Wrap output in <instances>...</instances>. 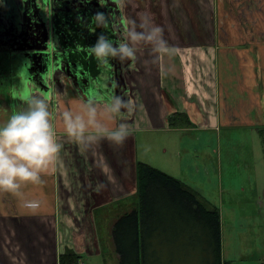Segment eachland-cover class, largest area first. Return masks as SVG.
Here are the masks:
<instances>
[{
	"label": "crops",
	"instance_id": "obj_1",
	"mask_svg": "<svg viewBox=\"0 0 264 264\" xmlns=\"http://www.w3.org/2000/svg\"><path fill=\"white\" fill-rule=\"evenodd\" d=\"M119 4L120 16L103 27L115 32L116 39H109L121 40L125 28H159L165 50H154L153 43L136 44L135 59H118L117 75L98 72L100 66L105 68L88 52L97 40L71 37V47L86 51L69 54L73 72L52 74L56 84L46 92L48 88L36 85L39 81H30L28 74L14 72L10 65L27 50L46 45L44 39L39 34L22 41L0 39V125L14 110L26 107L13 98L25 81L30 93L48 98L63 145L50 171L42 173L43 183H24L17 194L0 191V264H62L68 250L81 255L80 261L82 255L105 253L95 218H110V229L111 219L139 205V162H149L194 189L190 175L202 172L210 182L221 177V159L206 156V142L220 144L223 128L257 130L264 124V0ZM58 39L50 41L52 48L68 46ZM85 59L92 70L87 80L76 76V63L82 65ZM89 95L99 102L117 95L133 101L123 120L107 121L109 126L126 123L132 129L122 145L101 139L85 146L66 134L63 112L77 110ZM176 112L185 113L189 122L181 117L171 125L169 117ZM30 200L40 201V206L26 208Z\"/></svg>",
	"mask_w": 264,
	"mask_h": 264
},
{
	"label": "clouds",
	"instance_id": "obj_2",
	"mask_svg": "<svg viewBox=\"0 0 264 264\" xmlns=\"http://www.w3.org/2000/svg\"><path fill=\"white\" fill-rule=\"evenodd\" d=\"M93 20L98 26L107 22L105 13L97 12ZM141 28L144 25L141 24ZM160 29L137 32L125 28L121 40L114 43L101 33L94 45L88 46L90 55L103 66L109 64V58L121 62L136 57L135 45L140 42L153 43L156 51H163L164 41L159 38ZM19 95L13 94L26 105L19 111L14 110L5 123L0 125V191L17 194L22 184H41L42 173L48 172L57 160L63 145L58 142L57 132L52 122L48 98L42 94L29 92L27 83ZM131 99L113 96L110 101L99 102L89 95L77 110L63 112V125L66 134L85 146L107 139L120 146L132 135V129L126 123L109 126L107 121L113 118H125V110L131 111ZM24 206L37 209L40 201H25Z\"/></svg>",
	"mask_w": 264,
	"mask_h": 264
},
{
	"label": "trees",
	"instance_id": "obj_3",
	"mask_svg": "<svg viewBox=\"0 0 264 264\" xmlns=\"http://www.w3.org/2000/svg\"><path fill=\"white\" fill-rule=\"evenodd\" d=\"M181 117L189 122L185 113L176 112L169 123L176 125ZM257 131L264 152V124ZM137 178L139 205L120 215L112 227L119 264H226L218 207L149 163H138ZM61 258L62 264L81 262L73 250Z\"/></svg>",
	"mask_w": 264,
	"mask_h": 264
},
{
	"label": "rangeland",
	"instance_id": "obj_4",
	"mask_svg": "<svg viewBox=\"0 0 264 264\" xmlns=\"http://www.w3.org/2000/svg\"><path fill=\"white\" fill-rule=\"evenodd\" d=\"M3 64H0V70ZM206 156L221 159V177L190 175L194 189L221 213L222 258L226 264L264 263V152L256 128H223L220 144H204ZM149 163V162H147ZM151 164V163H149ZM152 165V164H151ZM154 166V165H153ZM156 167V166H155ZM158 168V167H157ZM195 170L192 169L191 174ZM218 178V179H217ZM95 218L105 253L82 255L84 264H119L112 227L118 218ZM80 263V264H81Z\"/></svg>",
	"mask_w": 264,
	"mask_h": 264
},
{
	"label": "flooded vegetation",
	"instance_id": "obj_5",
	"mask_svg": "<svg viewBox=\"0 0 264 264\" xmlns=\"http://www.w3.org/2000/svg\"><path fill=\"white\" fill-rule=\"evenodd\" d=\"M119 2L120 0H0V11L4 10V8H9V12L14 16L11 21H14L15 25H18L23 30L22 34L17 33L14 28H9L6 31L1 30L0 39L5 40L4 37H6L7 39L22 41L32 38L37 30L39 36L44 39L47 26L51 32L54 29L53 38L58 37L59 42L68 44L67 50L75 49L69 45L72 37L70 33L84 39L86 37L83 35L87 33L89 28H96L97 31L102 32L103 27L105 28L112 24L116 21V16H120L121 5ZM97 12L105 13L107 22L102 27L98 26L93 20V16ZM2 25L6 28L0 18V26ZM34 28L36 29L33 30ZM101 29L102 31H100ZM90 36L89 34V39ZM50 39L52 40V38ZM113 42H116V40H113ZM23 57L22 55L20 58L22 59ZM34 58L32 65L28 66V70L31 74L33 73V77H36V81H40L46 69L47 57L43 55L42 57L35 56ZM26 64L22 65L19 62L15 67L12 64L13 71L25 70ZM115 64L117 63L115 62ZM63 66L62 72L67 74L73 72L70 64L65 63Z\"/></svg>",
	"mask_w": 264,
	"mask_h": 264
},
{
	"label": "water",
	"instance_id": "obj_6",
	"mask_svg": "<svg viewBox=\"0 0 264 264\" xmlns=\"http://www.w3.org/2000/svg\"><path fill=\"white\" fill-rule=\"evenodd\" d=\"M0 18L3 20V22H4L5 26H6V29L14 28L17 31V33H21L23 31V30H21V28H19L18 25H15L14 21H11L12 19H14V16L11 15V13L9 12V8H4V10L0 11ZM123 20H124V18H123ZM53 30H52V32L49 31L47 26H46L45 38H44V42H45L46 45H44L42 47L35 48L34 49L35 52L31 51V50H27L28 51L27 54L23 55L24 57L20 61H19V59H17L16 63H12L15 66H17L19 62L22 65L27 63L25 65V70L23 69V70H19V71H20V73L25 71L24 73L28 74V75H25V76L27 78H29L30 81H36V77H33V73L31 74L30 71L28 70V66L32 65V63H33L32 60H33V58L35 56L39 57L40 55H45L47 57L46 69H45V72L43 73L42 78L40 79V81L38 80L39 82H36V85L39 88H41V89H47L48 88L49 90H46V92H48V91L50 92L51 90H53V86L56 84L55 81H54L53 76H51V75L56 73V75L58 76L57 72L59 70H63V67H64L63 66V62L64 61H65V63H68V64L71 63L70 59H69V54L72 51H74V50H81L83 52L86 51V50H83L80 47H78V48L76 47L75 49L71 48V49H68V50L66 49L67 47H65V48L59 47L60 49L52 48L50 41L53 40ZM4 31H6V30H4ZM100 31H102V30H100ZM103 31L99 32L97 30H94V28H89L87 30V33L85 35H83V36L86 37V38H89V34H90L91 35L90 38H92L94 40H97L98 36L101 33H104L108 38H109V35H111V36H114V37H111L112 39H116L115 32H113V31H110V32L109 31H104L103 32ZM36 34H38V30L36 31ZM70 35L74 38L73 40H77L78 37H76L73 33H70ZM50 38H52V40ZM74 53H76V52H74ZM55 56H57V57H55ZM28 57H29V59L23 60L24 58H28ZM115 62L117 64H115ZM83 63L84 64H82V65L76 63L77 64L76 76H77V78L82 77V78H85L87 80L92 75V70L90 69L91 65H89L88 59L83 60ZM12 64H10V65L12 66ZM96 65H98L97 62H96ZM116 65H118V66H116ZM99 66H100V64H99ZM104 68H105V70H102V66H100L98 72H101V71L108 72V71H110V74H114L115 73L114 75H117L119 70H120V63H118V59L117 58H111L110 57L109 64L107 66H104ZM50 79L53 80L51 83H49Z\"/></svg>",
	"mask_w": 264,
	"mask_h": 264
},
{
	"label": "built area",
	"instance_id": "obj_7",
	"mask_svg": "<svg viewBox=\"0 0 264 264\" xmlns=\"http://www.w3.org/2000/svg\"><path fill=\"white\" fill-rule=\"evenodd\" d=\"M81 264H84V263H81Z\"/></svg>",
	"mask_w": 264,
	"mask_h": 264
}]
</instances>
